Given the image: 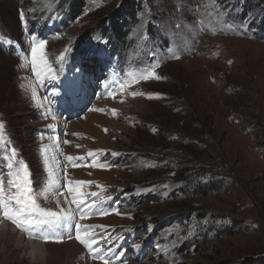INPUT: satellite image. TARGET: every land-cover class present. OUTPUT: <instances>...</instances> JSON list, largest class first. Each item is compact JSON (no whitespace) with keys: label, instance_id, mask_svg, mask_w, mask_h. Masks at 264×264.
<instances>
[{"label":"rangeland","instance_id":"374dc122","mask_svg":"<svg viewBox=\"0 0 264 264\" xmlns=\"http://www.w3.org/2000/svg\"><path fill=\"white\" fill-rule=\"evenodd\" d=\"M127 1L0 0L6 193L26 164L39 207L75 215L42 232L61 252L45 264H264V27L263 38L247 35L262 7L141 0L121 46L108 25ZM152 71L161 78H142ZM53 147L84 157L64 170ZM4 218L0 264H37ZM77 224L103 258L76 238Z\"/></svg>","mask_w":264,"mask_h":264},{"label":"snow or ice","instance_id":"6c2138e0","mask_svg":"<svg viewBox=\"0 0 264 264\" xmlns=\"http://www.w3.org/2000/svg\"><path fill=\"white\" fill-rule=\"evenodd\" d=\"M213 4L216 3V0H212ZM193 11H197V9H193ZM227 11L223 9H219L216 12L215 18L221 23V25L226 24ZM197 23H203V21H198ZM230 27V26H229ZM45 41H40L39 45L36 48H33V71L40 73L41 69L36 65L35 55L36 52L42 50L44 47ZM86 55H100V53H92ZM178 58V57H174ZM63 59V57L61 58ZM44 65L47 67V62L43 61ZM156 66H159L158 64ZM51 71L50 68H48ZM156 79H160L161 77L156 76L155 72L145 74L142 78L149 79L152 77ZM134 82H139L138 80ZM107 86V84L105 85ZM125 85H121V91H123ZM132 95H136V93H132ZM115 111V110H113ZM4 127L3 123L0 122V129ZM12 155L15 156V149H12ZM89 155H92L90 152ZM69 161H75L76 158L69 156L67 158ZM29 172L27 169V165H23L22 173L20 171L12 173V178L8 180V185L14 191L11 194L6 193L4 181L0 180V213L9 220H11L17 227L28 231L30 234L33 228L39 227L41 229H49V228H58L64 225L65 221L75 220L76 217L72 211H52L50 209L40 208L37 204L36 199L32 195L31 189L28 187L29 184ZM93 196L97 194L93 193ZM73 202L76 204L75 211H79L81 206L84 204L82 199H77L74 197ZM95 206V205H93ZM39 212V218L33 219V215ZM77 239L80 241L82 245H84L89 252L92 254L93 258H103L102 251L98 247V241L95 238L94 234H89V227L77 224ZM49 236H44L43 239L48 240ZM96 245V247H94ZM104 264H108L107 260H104Z\"/></svg>","mask_w":264,"mask_h":264},{"label":"bare ground","instance_id":"6f19581e","mask_svg":"<svg viewBox=\"0 0 264 264\" xmlns=\"http://www.w3.org/2000/svg\"><path fill=\"white\" fill-rule=\"evenodd\" d=\"M63 141L67 142L68 138L66 136H64L63 137ZM56 143L59 145L58 141ZM56 148L57 149H55V147H53V149H51V152H52V155L61 158L60 160L62 162V165H64L63 169L64 170L68 169L66 167H70V169H76L74 167H71V163L73 161H69L67 159L68 157L66 156V153L68 152V150L67 149H59L58 147H56ZM78 156L84 157V155H81V153H78V154H76V156H72V157L78 159ZM59 166L60 165H58V167ZM83 167H85V166H83ZM62 173L64 174V171ZM66 178H67V174H64L63 177H62V180H60V183H56L55 184V185H58L61 188L60 189L61 191H59V192L63 191L62 189L65 187L66 181H67ZM72 183H74V182H72ZM54 190H56L58 192V190L55 188V186H54ZM4 219L5 218L0 215V225H1L0 226V236L6 235V234L7 235L11 234V229L9 228V225H8L7 221L4 220ZM12 229L13 230H17V228L16 229L12 228ZM19 231H20V233L21 232L22 233H21L20 238L16 241V245H17L16 250L20 251V249H25V251L27 252L28 256L35 263H37V264H45V262H49L50 259L53 258L55 253L58 254V255L61 254V252H59V250L58 251L57 250L50 251L49 247H52V246L47 245L48 243L45 244V240L41 239L40 236H41L42 232L44 231V229H41L39 227L33 228L31 234L28 231H26V230H23V229L19 230L18 229V231H16L13 236L16 237V235L19 234ZM73 244H75V243H73ZM76 247H78V246L76 245ZM78 250H79V247H78L77 251ZM67 251H72V249L69 248Z\"/></svg>","mask_w":264,"mask_h":264},{"label":"trees","instance_id":"16d2710c","mask_svg":"<svg viewBox=\"0 0 264 264\" xmlns=\"http://www.w3.org/2000/svg\"><path fill=\"white\" fill-rule=\"evenodd\" d=\"M129 2L131 4H129ZM256 2V4H255ZM128 5L130 6V9L129 7H125V6H121L119 9H117V11H115L113 14H112V17L110 18V23L108 25V29H109V34L113 37L116 38V40L119 42V44L122 46V42H124L126 40V32L124 31V28L123 27H126V17H129V15L131 16L130 18L131 19H136V9L135 7L138 5V3H141V0H129L127 1ZM135 4H137L135 6ZM79 4H75L73 6V8L75 9L76 7H78ZM245 7H250L251 6V9H258L257 6H261L262 7V13H264V0H245V4H244ZM259 12L260 9H259ZM260 18L262 19L261 20V23L258 25V26H255L256 25V22H254L251 26H250V29H249V34H247L248 36H256L258 38H263V33L260 32V30L264 27V16L262 15L261 16V13H260ZM257 27H259L257 29ZM161 40V38H160ZM120 48V47H119ZM203 143V142H202ZM203 145V144H201ZM190 147V145L188 146ZM196 148V146H195ZM196 152V151H195ZM202 152V150L200 151ZM198 155V153H196ZM203 156L205 155L203 152H202ZM199 156V155H198ZM202 158H199L198 157V164L199 162L201 164H204L201 160ZM205 165V164H204ZM200 169H202V171L204 170V167H199ZM223 187L221 188H216L219 192L220 189H222ZM260 261H262L264 263V258L261 259Z\"/></svg>","mask_w":264,"mask_h":264}]
</instances>
